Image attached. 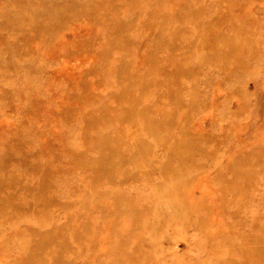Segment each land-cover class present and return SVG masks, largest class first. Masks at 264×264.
Returning <instances> with one entry per match:
<instances>
[{
	"label": "rangeland",
	"instance_id": "374dc122",
	"mask_svg": "<svg viewBox=\"0 0 264 264\" xmlns=\"http://www.w3.org/2000/svg\"><path fill=\"white\" fill-rule=\"evenodd\" d=\"M0 264H264V0H0Z\"/></svg>",
	"mask_w": 264,
	"mask_h": 264
}]
</instances>
